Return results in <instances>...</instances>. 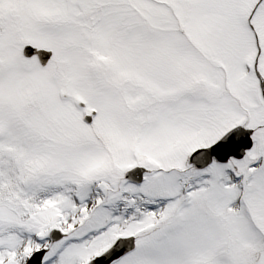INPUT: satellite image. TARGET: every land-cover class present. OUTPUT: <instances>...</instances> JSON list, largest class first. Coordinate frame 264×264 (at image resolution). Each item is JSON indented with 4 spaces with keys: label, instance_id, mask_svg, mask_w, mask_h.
Listing matches in <instances>:
<instances>
[{
    "label": "snow or ice",
    "instance_id": "1",
    "mask_svg": "<svg viewBox=\"0 0 264 264\" xmlns=\"http://www.w3.org/2000/svg\"><path fill=\"white\" fill-rule=\"evenodd\" d=\"M0 264H264V0H0Z\"/></svg>",
    "mask_w": 264,
    "mask_h": 264
}]
</instances>
